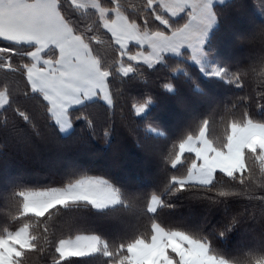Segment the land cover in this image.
I'll use <instances>...</instances> for the list:
<instances>
[{
	"label": "snow or ice",
	"instance_id": "obj_1",
	"mask_svg": "<svg viewBox=\"0 0 264 264\" xmlns=\"http://www.w3.org/2000/svg\"><path fill=\"white\" fill-rule=\"evenodd\" d=\"M224 3L220 0L221 5ZM244 3L238 0V6ZM260 10L264 12V6ZM216 23L214 0H139L127 6L124 0H0V128L8 126L9 112L14 120L18 118L33 129H38L36 121L40 118H47L60 132L81 120L94 128L88 106L103 104L114 111L117 93L124 84H148L146 72L180 56L195 61L203 71L198 53L203 52L205 37ZM258 32L264 37V23L258 26ZM259 55L264 61V47ZM179 67L177 63L172 71ZM228 71L227 65H214L207 74L244 88L247 69L234 71L231 77L225 75ZM114 80L120 81L119 88L113 87ZM160 86L166 92L175 91L171 79ZM257 95L255 109L264 112V92ZM153 100L151 94L134 99L130 104L133 116L142 115ZM197 123V134L189 133L176 141L177 150L168 161L169 167L176 169L191 156L187 174L170 177L176 191L183 190L190 179L210 185L225 176L245 184L253 179L254 170L264 175V120L253 116L251 108L245 110L243 120L230 119L225 125L223 146L210 138V115ZM147 127L151 132L166 134L151 125ZM103 134L107 138L111 129L105 128ZM92 182L102 185L110 198L98 202L87 194L69 197L57 195L56 190L18 191L13 195L23 199L19 215L50 218L75 199L87 200L98 209L123 201L120 189L111 182L102 178ZM256 183L264 188V182ZM77 186H82L79 181L70 187ZM216 191L225 197L237 194L234 189ZM255 198L264 201V191ZM159 206L150 204L147 210L155 213ZM84 238L93 243H79ZM45 239L47 243L41 246L27 227L0 233V264H23L26 255H40L46 249L51 251V264H68L73 258L98 254L106 258L107 264H235L213 253L210 243L181 231L154 228L151 239L137 237L121 242L115 249L95 233ZM141 249L149 254L139 255ZM249 255L251 264H264V252Z\"/></svg>",
	"mask_w": 264,
	"mask_h": 264
},
{
	"label": "trees",
	"instance_id": "obj_2",
	"mask_svg": "<svg viewBox=\"0 0 264 264\" xmlns=\"http://www.w3.org/2000/svg\"><path fill=\"white\" fill-rule=\"evenodd\" d=\"M138 3L124 0L125 6ZM262 6L264 0H245L243 6H238V0L215 5L218 23L205 46L211 58L228 66L226 76L247 69L244 88L202 74L186 56L146 72V85L125 83L117 93L114 111L103 104L88 106L94 128L81 120L63 135L47 118L37 119L38 129H33L18 118L14 120L9 112L8 126L0 128V233L26 226L41 246L47 243L46 237L95 233L115 249L137 237L151 239L153 225L159 224L168 232H187L210 243L213 253L235 264H251L250 252H264V201L255 198L264 191L256 183L264 182V175L254 170L253 179L245 184L220 176L210 185L187 182L183 190L176 191L170 177H184L191 156L176 169L170 168L168 161L177 150L175 142L189 133L197 134V122L204 116H211L210 138L217 146L225 143L228 121L243 120L246 109L264 120V112L255 109L257 94L264 92V61L259 55L264 37L258 32L264 23ZM177 63L180 67L173 72ZM169 79L174 92L160 86ZM113 87L119 88L120 81L114 80ZM149 94L154 100L147 112L133 116L132 101ZM148 125L166 134L151 132ZM105 128L111 129L107 138ZM87 177L111 182L120 189L123 201L102 209L87 201H70L46 219L19 215L23 199L13 193L64 188ZM216 189H234L237 194L225 197ZM153 196L163 201L155 213L147 210ZM23 264H51L50 249L26 255ZM68 264H107V260L98 254L73 258Z\"/></svg>",
	"mask_w": 264,
	"mask_h": 264
},
{
	"label": "rangeland",
	"instance_id": "obj_3",
	"mask_svg": "<svg viewBox=\"0 0 264 264\" xmlns=\"http://www.w3.org/2000/svg\"><path fill=\"white\" fill-rule=\"evenodd\" d=\"M225 1H227V0H225ZM217 4H220V2L219 3H216L215 5H217ZM216 25H217V23L212 26V28L208 32L207 37H205V43L201 46L202 49H203V52L202 53H198V55L201 56V61H202L203 67H204V70L203 71L201 70V72H202V74L207 75V76H209L207 74V72L213 71V66L214 65L221 66L217 61H215L213 58H211L206 53V48H205V46H206V44H207V42L209 40V37L211 35V32L213 31V28ZM189 52H191L190 49H189ZM184 57H186V56H180V58H184ZM186 58L189 61L193 62L194 64H196L197 66L200 67V65H198L195 61L189 59L188 57H186ZM200 69H201V67H200ZM211 77H215V76H211ZM147 110L142 115H144L147 112ZM157 133H159V131H157ZM94 178H96V177H87V178H85V180L79 181V182H81L80 184L82 186H77V187H70V186H73L75 184L77 185V182H76V183L71 184V185H69L67 187L65 186L64 188L47 187V188H42V189H30V190L36 191V192H42V191H48V190H56L57 195H60V196H69V197H76V196H80L82 194H87V195L92 196L98 202H104V201H106L107 199L110 198V193H108L102 185H99V184H96V183L92 182L94 180ZM103 180H105V179H103ZM187 182L196 183V184H198V183L199 184H204V183H202L198 179H190ZM75 200L76 201H87V200H84V199H75ZM87 202H89V201H87ZM117 204H119V203H117ZM159 204H160V198L158 196H156V197L154 196L152 198L151 205L153 207H156ZM110 205L111 204H108L107 206H110ZM99 209H102V208H99ZM25 227L26 226H23L20 229L25 228ZM154 228H157V231H159L160 229L165 230L159 224H154L153 229ZM20 229H18V230H20ZM82 240L79 243L83 244L82 243ZM85 246H88V245H85ZM148 254H149L148 251L147 250H143V249H141L140 252H139V255H141V256L148 255Z\"/></svg>",
	"mask_w": 264,
	"mask_h": 264
},
{
	"label": "crops",
	"instance_id": "obj_4",
	"mask_svg": "<svg viewBox=\"0 0 264 264\" xmlns=\"http://www.w3.org/2000/svg\"><path fill=\"white\" fill-rule=\"evenodd\" d=\"M220 2V0H214V6H215V4L216 3H219ZM72 129H73V127H71V128H69V129H67L66 131H64V132H61L63 135H68L71 131H72ZM81 180H85V178L84 179H81ZM81 180H79V181H81ZM78 182V181H77ZM76 183V182H75ZM81 183V182H80ZM74 184V183H73ZM199 184V183H198ZM76 185V184H75ZM74 186V185H73ZM154 197V196H153ZM152 197V198H153ZM156 197V196H155ZM152 198H151V200H150V204H151V201H152ZM72 201H76V200H72ZM117 204V203H116ZM116 204H111L110 206H113V205H116ZM149 204V205H150ZM110 206H107V207H110ZM104 208H106V207H104ZM154 226V225H153ZM82 243H83V245L85 244V245H90L91 243H93V241L91 240V239H88V238H84L83 240H82Z\"/></svg>",
	"mask_w": 264,
	"mask_h": 264
}]
</instances>
